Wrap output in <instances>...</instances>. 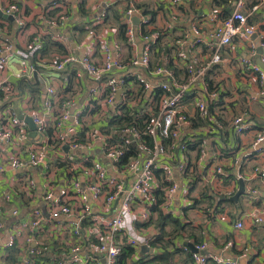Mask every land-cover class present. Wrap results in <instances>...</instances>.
Wrapping results in <instances>:
<instances>
[{
	"label": "crops",
	"instance_id": "0c3cea01",
	"mask_svg": "<svg viewBox=\"0 0 264 264\" xmlns=\"http://www.w3.org/2000/svg\"><path fill=\"white\" fill-rule=\"evenodd\" d=\"M52 1L54 0H0V10L13 3H16L19 9L15 16L4 15L0 11V49H10L8 53L7 49L0 52V58L8 56L10 59L0 68V81L4 87L0 97V123H4L10 114L23 121L22 117H29L32 112L40 113L47 121L51 138L54 135V121L59 115V104L55 102L50 108L44 106L47 99L46 87L49 85L56 91L59 101L71 100L74 103V107L70 109L71 114L82 112L85 115V128L88 130L85 134L93 130L106 135L103 133L106 130H99L102 120L108 119L109 116L103 113L104 117H97L98 112L104 110L102 103L94 104V109L86 115L88 103L92 104L97 100V97L90 100V91L97 87V81L86 74H80V68L75 64L67 65L61 71L54 70L53 64L68 50L75 57L90 56L94 63L98 64L102 60V44L108 47L112 59L117 51L122 53L124 61H127L132 53L139 55L143 46L141 37H135L133 46L123 45L118 36L114 11L124 16L128 6H135L138 13L132 18L139 19L138 27L145 18L149 19V16L143 14V10L153 11L155 19L152 24L146 26V31L161 33L159 45L163 53H160L158 59L161 56L171 63L170 69L174 72L180 71L181 76L178 77L182 79L185 69L175 60L177 50L173 44L186 38L183 51L187 59H196L201 65L208 62L212 51L194 43L193 26L197 24L202 29H207L209 25L206 18L210 13L219 11L225 14V9H229L228 13H231L237 0H180L176 6H173L170 0H83L85 13L79 12L81 6L77 0H56L63 2L70 12L68 20L58 26L50 23L58 14V10L49 9ZM257 5L258 9L253 11V7ZM106 11L109 15L106 20L101 23L94 22L96 17ZM243 13L248 17V24L255 28V34L249 39L235 37L228 47L219 50L222 61L207 70L206 82L219 90V99L207 101L208 116L205 120L196 113V100L193 96H186L184 109L191 117V125L181 129L180 145L198 136L202 140L204 154L200 156L199 151H181L179 145L173 158L161 161V164L171 166L177 185L169 215L177 219L178 232L172 235L174 225L169 223L165 228L167 236L150 247L149 251L142 253L139 250L138 259L145 254L153 257L167 253L171 257L164 259L165 262L160 260L157 264H192L188 259V252L183 247L190 250L195 245H202L206 255L219 256L238 264H264V196L257 174L260 168L264 169V140L256 144L257 138L264 132V94H259L256 73L241 63V60H245L251 64H257L258 61L264 64V2L246 0ZM16 17L23 18L24 27L17 25ZM133 26L138 28L134 24ZM56 32L66 37L68 48L51 41L50 34ZM35 37L42 40L39 54L33 55L32 58L36 70L31 73L30 79H23L19 76L20 68L23 59L29 60L30 45ZM251 43L255 45L254 53L250 51ZM59 46L64 49L60 50ZM153 56L156 59L154 54ZM129 72L127 69L120 73L113 72L114 78L129 80L128 87H123L121 94L118 93L116 98L120 96L122 101L125 95H130L129 101L134 102L132 105H144L148 94H144L142 88L135 85L137 83L128 76ZM139 74L146 76L142 71H139ZM108 109L109 114L116 110L114 106ZM236 118H241L246 127L242 134H237L233 125ZM96 120L100 122L96 123ZM23 123L26 130L25 139H20L16 131L12 141L0 142L2 208H18L19 213H29L34 206L42 209L44 205L56 201L64 189H69L64 166L81 162L79 160L85 158L101 162L110 172V177L124 182L127 189L130 188L134 178L131 175L119 177L113 172L100 152L99 141H94L88 151L73 155L63 145L59 146L54 139H51L49 144L46 138L37 133L31 136L28 125L24 121ZM41 146L46 148L41 165L27 164L18 170L10 167V160L15 157L27 159L29 152L38 151ZM180 163L185 164V168L179 172L177 167ZM217 168L221 169V174L216 172ZM50 171L53 174L49 173ZM27 178L35 182L34 198H30L22 190ZM77 178L92 212L114 213L121 200L105 206L102 199L93 198L82 176L78 175ZM50 179L52 196L46 200L44 185ZM239 181H242L244 191L237 201H234L232 199L239 191ZM252 190H255V195H251ZM153 193L156 198V189ZM7 194L11 195V203H6L3 198V195ZM144 200L138 195L133 200L131 206L135 213H142L145 209L147 201ZM153 200L154 203L149 205V221L156 219V213L151 210L155 205V199ZM68 201L74 205L79 199L69 197ZM162 213L166 214L163 211ZM256 218H261L262 221L255 223ZM147 223L148 221H139L137 225L141 226L139 229L143 233L155 240L159 230L153 223ZM237 223H241L242 227L236 228ZM7 237L8 231H5V235L0 238V253L4 250L3 245L8 240ZM227 243H232L228 249L225 248ZM129 262L128 264L131 263ZM3 264L10 263L5 261Z\"/></svg>",
	"mask_w": 264,
	"mask_h": 264
},
{
	"label": "built area",
	"instance_id": "2783aa9c",
	"mask_svg": "<svg viewBox=\"0 0 264 264\" xmlns=\"http://www.w3.org/2000/svg\"><path fill=\"white\" fill-rule=\"evenodd\" d=\"M83 0H77L81 3ZM180 0H170L173 6H176ZM264 2V0H261ZM246 0H237L234 9L230 15L221 19V12L213 11L207 16L206 21L209 25L207 29H202L199 25H194L192 33L195 35V44L202 45L212 51L210 60L201 65L196 59L189 60L185 55L183 48L186 38L176 41L173 46L177 50L175 55L176 62L182 64L185 69L186 80L178 79L174 71L171 70L169 62L164 58L157 59L155 68L150 70L153 47L159 39V31H150L143 34V42L140 54L130 56L127 61L122 60V53L117 51L115 58H111L109 49L105 44L101 45V62L96 64L90 56L75 57L69 50L64 53L60 59L53 64L54 70L61 71L67 65L75 64L80 68V74H86L97 81V87L91 90L90 100L97 97L94 103H88L86 115L94 109V104L102 103L104 110L98 112L97 117H104L103 113L108 114L109 118L115 115H121V108L128 107L132 112L151 116V121L146 130L140 133L136 127H129L122 131L121 141L113 142L115 131L111 134L101 135L98 132L85 128V115L82 112L71 114L70 109L74 107L71 100L59 101L58 95L52 86L46 87L47 99L44 102L46 108L59 104V115L53 124L54 135L51 138L48 130L47 121L40 113L32 112L29 117L35 125V131L39 136L49 141L54 139L58 145H63L71 153L76 154L80 151H88L94 141L100 142V152L104 159L108 161L110 168L119 177L121 175H131L134 180L127 189L124 182L110 177V172L101 162L91 159H82L81 162H75L64 166L65 178L68 177L69 189H64L61 197L49 205H44L42 209L33 207L29 213H19L18 208L6 210L0 206V238L8 231V240L3 245L4 250L0 253V264L7 261L9 250L15 248L17 253L14 264H116L121 254L124 244L134 249L131 256V263L138 259V252L142 247L150 249L153 243V237L147 236L139 229L141 226L137 222H150L149 205L151 206L155 199L153 190L163 191V201L160 209L166 214H170L172 206V197L176 192V182L173 177L171 166L161 164L164 159L173 158L180 145V131L183 127H190L191 117L185 111V100L187 95L193 96L196 100V113L205 120L208 116L207 101H217L219 99V90L209 88L206 82V72L213 65L219 64L222 59L219 50L228 47L235 37L245 39L251 38L255 34V28L248 24V17L243 13V7ZM259 5L253 7L257 10ZM49 9L58 10V14L52 18L50 23L55 26L68 20L70 12L68 7L59 1H52ZM4 15H16L19 9L16 3L10 4L1 9ZM138 13L135 6L130 5L124 12L123 21L126 25L125 37L128 45L135 44V37L139 35L140 26L134 27L131 18ZM105 12L96 17L94 22L101 23L105 19ZM17 25L24 27V21L21 17H16ZM148 18L142 21L145 24ZM51 41L60 43L64 48H68L66 37L61 33L50 34ZM262 46V45H261ZM42 47L40 37H35L30 45L29 60L23 59L19 76L23 79H30L31 73L35 71L36 64L32 60L33 55L39 54ZM6 53L10 51L5 48ZM5 49H0L3 52ZM250 51L255 52V45L250 44ZM38 59V58H37ZM8 56L0 58V68L9 61ZM188 60V61H187ZM241 63L247 65L250 70L256 73L259 82V94H264V71L257 65L251 64L245 60ZM130 71L128 76L135 81L142 91L148 94V100L143 105H132L130 95H125V99L120 101L123 87H128V81L125 78H114L113 72ZM139 71L145 73V77L139 74ZM162 91L159 100H156V91ZM4 87L0 81V97L3 94ZM114 106L115 111L109 114L108 107ZM134 107V108H133ZM157 115L155 116V111ZM96 120V123H99ZM106 119L102 120L101 129L104 127ZM70 123V124H68ZM237 134H242L246 127L241 118L233 121ZM17 131L20 139L26 138V130L22 120L14 114H10L4 123H0V142H10ZM104 133V132H103ZM143 136H151L153 144L149 146ZM83 138V139H82ZM45 139V140H46ZM164 139H169L170 144L163 143ZM264 140V132L256 140L261 143ZM136 148L126 162L124 157L130 152V146ZM58 146V147H59ZM180 150L185 149L184 143L180 145ZM46 148L41 146L38 151H31L27 159L15 157L10 160V167L18 170L27 164L41 165L44 161ZM204 147L200 148V156L204 154ZM0 155V171H2ZM74 165V166H73ZM63 169V165H61ZM185 164L180 163L178 171H184ZM161 170L163 181L166 187L161 186V182L155 177V170ZM216 172L221 174L220 168ZM53 174V172H49ZM260 178V189L264 196V169L257 171ZM80 175L87 184V189L94 199H102L105 206L121 200L114 213H94L88 203H86L85 194L80 188L77 176ZM49 176V174H48ZM52 179L44 185L46 191L45 199L49 200L52 196L50 187ZM35 182L27 178L22 185V190L30 198L35 197ZM251 195H255L252 190ZM138 196L147 201L142 213H135L132 209V202ZM69 197H76L79 201L72 205L68 201ZM6 203H11V195H3ZM62 219V220H61ZM261 218H256L255 223L261 222ZM147 223V224H148ZM146 224V225H147ZM145 225V226H146ZM242 224L237 223L236 228H241ZM232 243H227L225 248H230ZM204 246L195 245L193 250L183 247L185 251L191 252L192 264H238L236 261H227L219 256L206 255L203 253ZM37 262V263H36ZM130 263V262H129ZM130 263V264H131Z\"/></svg>",
	"mask_w": 264,
	"mask_h": 264
},
{
	"label": "trees",
	"instance_id": "16d2710c",
	"mask_svg": "<svg viewBox=\"0 0 264 264\" xmlns=\"http://www.w3.org/2000/svg\"><path fill=\"white\" fill-rule=\"evenodd\" d=\"M83 3H84L83 1L81 3H79V6H81L80 7L81 9L79 10V12H81V13H85L84 7L82 5ZM225 11H226L225 14L223 12H221V19H225L230 15V12L228 13V11H230L229 9H225ZM105 14H106V16H105L104 20H106L109 16L108 11H106ZM143 14L145 16H149V19L145 24L140 25L139 36L141 35V37L143 34H146V32H148V31H146V26L152 24L154 19H155V13L153 11H145V9H144ZM122 18H123V16H121V14L117 13V11H114V19L117 22V28L119 31L118 32L119 39L121 40V43L123 45H128L126 37H125L126 25H125ZM80 31H82V29H80ZM160 38H161V35L153 47L152 59H151V63L149 66L150 70L155 68V66H156L155 63H156V61H157V59L161 53V49H160V45H159ZM59 47H60V50L64 49L62 46H59ZM162 53H163V51H162ZM153 54L155 55L156 59L154 58ZM169 64H171V63H169ZM168 67L170 68V65ZM179 72L180 71L175 70L174 74L180 80L179 77L181 76V74ZM182 79L186 80V76L184 75V77ZM208 87L212 88L209 82H208ZM161 94H162V91H160V90L156 91V100L157 101L159 100ZM131 110L132 109H130L126 106L122 107L120 110L121 115H115L114 114L110 118L106 119L105 125L101 130L102 131L106 130L104 132L105 134H111V131L114 130L116 133L113 136V139H112L113 142H120L121 141V133L126 128L133 126V127H136V129L140 133H142L146 130L147 126L149 125V122L151 121L150 120L151 116H149V115L146 116V115L140 114V117H136V116H138V114L135 111L132 112ZM154 111H155L154 115L156 116L157 110H154ZM142 139L145 140L149 146H151L153 144V138L151 136H143ZM192 140L185 141V143H184L185 150L184 151H186V152L187 151H200V148L202 146L201 138L196 136L195 139H192ZM163 143L166 145H169L170 140L164 139ZM135 150H136V148H134V146L131 145L130 146V152H128L127 155L124 157L123 162H126L127 158L130 155H132L135 152ZM155 177L158 181L161 182V186H164V187L167 186V184L164 183V181H163L162 171H155ZM163 196H164L163 191H157L156 198H155V205L151 209L153 211V213H156V219H155V221L151 220L149 223H153L159 230V235L153 241V243L151 244V247H153L156 243L163 240V238L165 236H167L165 228L169 223L174 225V231L172 232V235L175 232H178V228H179V225H178L179 223L177 222V219L171 217V215H169V214H163L162 211L160 210V204L163 201ZM9 251L10 252H9V256L7 257V262L10 264H14L16 261L14 255L17 253V251L15 248L10 249ZM187 252H188V259H190L192 261L191 252L189 250H187ZM133 253H134V249L131 248L129 245L124 244L122 249H121V254L117 259L116 264H128L129 260L131 262L130 258H131ZM170 257H171V255H169L167 253H163V255H155L153 257H150L149 255L147 256V254H145V255L141 256L139 260L132 262L131 264H157L158 261H160V260L164 261V259L167 260V258H170Z\"/></svg>",
	"mask_w": 264,
	"mask_h": 264
},
{
	"label": "water",
	"instance_id": "95a60500",
	"mask_svg": "<svg viewBox=\"0 0 264 264\" xmlns=\"http://www.w3.org/2000/svg\"><path fill=\"white\" fill-rule=\"evenodd\" d=\"M131 21L136 26L139 23V19L138 18H135V17L134 18H131ZM68 39H70V37ZM257 65L264 71V64L261 63V61H258L257 62ZM22 119L28 125V129L31 132L30 135L31 136H35V134H36L35 125L33 124L32 119L30 117H22ZM238 190L239 191L235 194V196L232 199L234 201H237V198L239 197V195L244 191L243 190V183H242V181H239V189ZM145 250H148L149 251V249H146L145 247H142L141 248V252L142 253H145ZM191 250H193V248Z\"/></svg>",
	"mask_w": 264,
	"mask_h": 264
}]
</instances>
